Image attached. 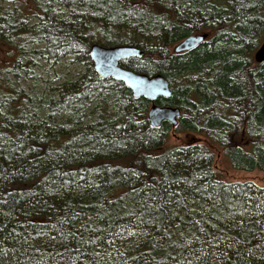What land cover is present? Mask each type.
I'll return each instance as SVG.
<instances>
[{"label":"trees","instance_id":"obj_1","mask_svg":"<svg viewBox=\"0 0 264 264\" xmlns=\"http://www.w3.org/2000/svg\"><path fill=\"white\" fill-rule=\"evenodd\" d=\"M29 1L0 5V264H264V187L220 178L187 140L264 173V0ZM92 44L141 48L119 65L167 80L155 104L179 109L176 126L99 79ZM31 59L82 69L37 97L10 85L39 81Z\"/></svg>","mask_w":264,"mask_h":264},{"label":"water","instance_id":"obj_2","mask_svg":"<svg viewBox=\"0 0 264 264\" xmlns=\"http://www.w3.org/2000/svg\"><path fill=\"white\" fill-rule=\"evenodd\" d=\"M207 37V33L189 36L177 43L172 52L183 53L189 51ZM143 53L141 48L132 45L103 47L98 44H92L89 48L88 56L99 79L111 78L121 82L131 91L134 99L142 97L150 102L147 113L150 126L159 127L162 122H168L174 127L180 115L179 109L177 107L157 106L155 104L157 98H168L171 95L167 80L160 74L148 76L142 73H135L119 65L120 61L125 59L141 58ZM254 61L258 64L264 62V41L255 51Z\"/></svg>","mask_w":264,"mask_h":264},{"label":"rangeland","instance_id":"obj_3","mask_svg":"<svg viewBox=\"0 0 264 264\" xmlns=\"http://www.w3.org/2000/svg\"><path fill=\"white\" fill-rule=\"evenodd\" d=\"M21 1L18 0H0V5L5 8H18L22 7ZM26 4V10L31 9L30 1L25 3ZM17 41H20V43L23 41V38L17 39ZM1 48H4L3 45H0V61H4V55L6 54V51L2 50ZM41 47L30 45L28 48H26L30 52V54H25V57L28 58L32 55L34 50H37ZM24 52V51H23ZM25 53V52H24ZM30 59V58H29ZM11 57L8 59V64L11 62ZM31 67L30 72L34 73L36 75H39L37 78L39 81H24L19 80L15 81L11 80L10 85H15L20 90H23L24 92L30 93L35 92L37 97H43L44 91H47V93H53L55 90H52V87H55L56 85H59L58 81L66 82L67 80L74 79V77L77 75V73L82 69L80 65L72 64L68 60H61L60 62H55L51 60H36L35 62L33 59H31ZM37 62V63H36ZM37 65H39L37 67ZM48 96V95H46ZM45 97V96H44ZM46 98V97H45ZM173 134V133H172ZM170 134V137L168 139L169 145H177L181 143L177 138H175L174 135ZM189 142H197V143H203L204 145H208V147L212 150V152L215 155L214 160V168L217 173V175L224 179L227 182H252L258 186L264 187V173L253 171V172H243V171H234L230 169L228 165V161L224 159L221 154L218 152L216 148L210 147L209 144L202 139L200 136L196 135H187Z\"/></svg>","mask_w":264,"mask_h":264},{"label":"flooded vegetation","instance_id":"obj_4","mask_svg":"<svg viewBox=\"0 0 264 264\" xmlns=\"http://www.w3.org/2000/svg\"><path fill=\"white\" fill-rule=\"evenodd\" d=\"M18 1H21V2H23V3H27L28 2V0H18ZM207 34H209L208 32H207ZM28 41V40H27Z\"/></svg>","mask_w":264,"mask_h":264},{"label":"bare ground","instance_id":"obj_5","mask_svg":"<svg viewBox=\"0 0 264 264\" xmlns=\"http://www.w3.org/2000/svg\"><path fill=\"white\" fill-rule=\"evenodd\" d=\"M104 47V46H103Z\"/></svg>","mask_w":264,"mask_h":264}]
</instances>
